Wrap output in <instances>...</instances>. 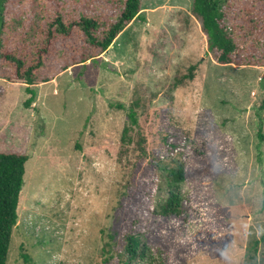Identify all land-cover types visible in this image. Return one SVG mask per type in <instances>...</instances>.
Segmentation results:
<instances>
[{"label": "rangeland", "instance_id": "1", "mask_svg": "<svg viewBox=\"0 0 264 264\" xmlns=\"http://www.w3.org/2000/svg\"><path fill=\"white\" fill-rule=\"evenodd\" d=\"M102 1L93 9L113 13ZM8 4L10 40L44 27L60 5L77 17L93 11L78 0ZM193 4L143 0L141 17L99 60L47 83L13 82L2 66L0 150L26 146L31 157L8 264H25L23 254L34 264H263L264 68L220 65ZM232 5L238 22H264V0ZM60 67L49 58L41 80ZM192 67L194 81L177 86ZM120 104L139 119L126 150ZM179 165L181 209L164 217L166 178ZM132 234L142 246L131 261Z\"/></svg>", "mask_w": 264, "mask_h": 264}, {"label": "trees", "instance_id": "2", "mask_svg": "<svg viewBox=\"0 0 264 264\" xmlns=\"http://www.w3.org/2000/svg\"><path fill=\"white\" fill-rule=\"evenodd\" d=\"M86 4L91 14L82 13L73 16L60 5L48 23L36 30L34 34L20 33L13 39H5L8 31L7 11L9 0H0V71L2 66L11 69L10 80L22 82L29 86L37 82L53 81L58 75L72 67L99 60L122 35V33L142 14L143 0H104L102 4L111 3L113 13L93 9L95 0H78ZM233 0H194L193 13L201 23L207 38L208 52L220 65L237 67L264 68V52L258 55L257 47L264 45V22L253 15L233 18ZM59 57L60 71L49 80H41V71L47 60ZM196 67L184 80L177 83L181 86L185 81H194ZM0 78H4L1 76ZM31 98L27 106H32L36 99V91L28 89ZM120 110H128L130 124L126 126L122 137V147L126 150L134 140L131 133L139 127L138 113L135 107L127 108L118 105ZM264 111V102L261 107ZM262 139L264 137L260 136ZM142 137L138 142L139 152L144 153ZM27 147L0 150V264H8L13 231L19 222V207L23 190L27 164L30 161ZM187 179V171L183 165L171 169L166 178L167 198L161 206L162 216L177 217L181 209L182 186ZM264 243V236L256 244ZM142 244L138 236L128 237L127 251L130 260L138 257ZM145 253V251H143ZM25 264H34L28 254H23ZM264 264V258H263Z\"/></svg>", "mask_w": 264, "mask_h": 264}, {"label": "built area", "instance_id": "3", "mask_svg": "<svg viewBox=\"0 0 264 264\" xmlns=\"http://www.w3.org/2000/svg\"><path fill=\"white\" fill-rule=\"evenodd\" d=\"M199 217H200V223H206L208 220H207V211L204 207L200 208V211H199Z\"/></svg>", "mask_w": 264, "mask_h": 264}]
</instances>
